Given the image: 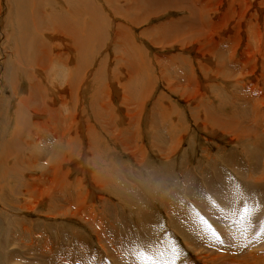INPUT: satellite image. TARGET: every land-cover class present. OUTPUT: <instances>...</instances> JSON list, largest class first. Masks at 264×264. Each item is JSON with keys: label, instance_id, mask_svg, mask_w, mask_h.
<instances>
[{"label": "rangeland", "instance_id": "1", "mask_svg": "<svg viewBox=\"0 0 264 264\" xmlns=\"http://www.w3.org/2000/svg\"><path fill=\"white\" fill-rule=\"evenodd\" d=\"M188 1L38 0L46 68L0 0V264H264V0Z\"/></svg>", "mask_w": 264, "mask_h": 264}, {"label": "bare ground", "instance_id": "2", "mask_svg": "<svg viewBox=\"0 0 264 264\" xmlns=\"http://www.w3.org/2000/svg\"><path fill=\"white\" fill-rule=\"evenodd\" d=\"M171 1L173 3L182 5V7L181 6L179 7L181 9L185 8L188 11H192L189 8L190 5H189L188 0H182V3H179L178 0H171ZM194 3L195 2H193V4ZM15 6L20 9V13H21V17L18 21V24L20 26V31L17 34V39L21 42V46H22L24 51H29V52L35 54V56H36V57H29V55H28L27 61L30 62L31 64H34L36 62V60H37V63L39 65L46 66V68H48L49 66L51 67V64H52L50 56L44 55L42 53L43 50L40 49V46L42 45V43L33 37L34 33L37 30H38V32H42L43 29H45L46 32L53 34V36L57 38V39L55 38V40L60 41L62 43H65L70 48V51H75L77 53H81V50L83 51L84 47L87 46V42L83 39V36L78 34L76 32V29L73 27H70L69 24H65L62 27V23L58 20L57 21H46L45 18L43 17V16H45L44 11L38 7V0H15ZM134 7H135V5H134ZM134 7L133 6L130 7L128 9V11L130 9L132 10ZM230 8L235 9V8H233L232 5H230L228 9H230ZM70 12L72 13L73 11L70 9ZM37 24H39V25L42 24V25L40 27H38L37 30H35L34 28ZM60 28L67 34L68 37L57 36L54 34ZM50 34H46V35L49 36ZM23 35H24V46H23V42H22ZM73 42L75 43V45L72 44ZM42 46L48 47L49 45H42ZM56 48H57V46H56V44H54V46L51 50V56L52 57H54L56 54ZM77 48H78V50H74ZM69 58H71V57H69ZM230 63H232V62H230ZM233 65H235V63H233ZM228 66H230V65H228ZM53 98H54V101L56 102V100H57L56 97H53ZM47 100H48L47 102H51L50 98H48ZM43 103H45L44 100H43ZM9 148H11V147H9ZM5 150H7V149H5ZM6 153H8V152L6 151ZM34 204H36V203H33V205ZM29 209H32V207H30Z\"/></svg>", "mask_w": 264, "mask_h": 264}]
</instances>
